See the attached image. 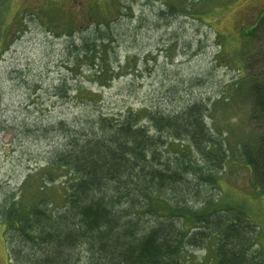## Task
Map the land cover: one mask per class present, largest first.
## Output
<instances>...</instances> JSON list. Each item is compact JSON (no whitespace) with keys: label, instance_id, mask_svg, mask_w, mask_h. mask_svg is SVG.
Returning <instances> with one entry per match:
<instances>
[{"label":"rangeland","instance_id":"374dc122","mask_svg":"<svg viewBox=\"0 0 264 264\" xmlns=\"http://www.w3.org/2000/svg\"><path fill=\"white\" fill-rule=\"evenodd\" d=\"M262 18L264 0H0V201L4 189L18 191L30 174L45 173L47 151L62 135L44 129L57 122L128 109L142 118L146 110L171 116L200 102L208 105L207 125L228 151L217 184L202 191L238 206L264 241V195L253 188L240 153L264 137L249 80L240 78L257 52L262 71L264 32L255 44L248 41ZM97 24L108 36L105 44L97 40ZM85 43L96 46L88 57L81 53ZM78 87L88 94L77 95ZM89 97L97 107L84 102ZM53 177L57 181L48 186L34 177L24 203L44 198L54 208L63 205L65 178ZM196 227L202 226L188 225ZM4 230L0 224V264H15ZM213 246L188 247L184 261L211 264ZM21 248L30 254L27 244Z\"/></svg>","mask_w":264,"mask_h":264},{"label":"trees","instance_id":"16d2710c","mask_svg":"<svg viewBox=\"0 0 264 264\" xmlns=\"http://www.w3.org/2000/svg\"><path fill=\"white\" fill-rule=\"evenodd\" d=\"M262 32L264 18L248 41L255 44ZM97 34L105 44L108 36L100 24ZM85 45L81 53L88 57L96 46ZM258 53L240 78H248L254 118L264 126V59L260 71ZM60 87L63 94L69 91L67 84ZM76 94L88 91L78 87ZM84 102L99 103L93 97ZM208 112V105L195 102L171 116L146 110L142 118L128 109L118 116L99 112L45 128L62 135L47 151V170L30 174L18 191L4 189L0 201L10 259L15 264H187L188 247L205 248L213 241L211 264H264L257 227L238 206L222 202L221 194L215 199L202 191L203 185L217 184L216 173L225 169L228 153L207 125ZM240 153L253 188L264 195V137ZM54 174L66 181L63 205L54 208L44 198L25 204L28 183L37 177L43 186L53 185ZM191 175L198 179L191 181ZM191 222L202 227L190 230Z\"/></svg>","mask_w":264,"mask_h":264},{"label":"bare ground","instance_id":"6f19581e","mask_svg":"<svg viewBox=\"0 0 264 264\" xmlns=\"http://www.w3.org/2000/svg\"><path fill=\"white\" fill-rule=\"evenodd\" d=\"M35 195H36V194H35ZM35 195H34V196H35ZM190 206H191V205H190Z\"/></svg>","mask_w":264,"mask_h":264}]
</instances>
